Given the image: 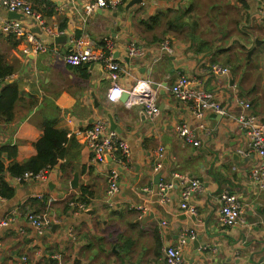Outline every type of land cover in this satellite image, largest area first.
Listing matches in <instances>:
<instances>
[{
  "label": "crops",
  "instance_id": "1",
  "mask_svg": "<svg viewBox=\"0 0 264 264\" xmlns=\"http://www.w3.org/2000/svg\"><path fill=\"white\" fill-rule=\"evenodd\" d=\"M24 1L37 16L21 17L24 35L16 36L1 30L12 20L0 0V69L10 72L0 80V93L11 84L16 90L10 121L0 119V149L10 146L15 151L3 153L1 161L9 167L34 157L35 143L46 125L63 132L66 140L46 182L20 183L4 176L13 194L0 196V217L16 207L23 213L48 209L55 222L43 235L22 218L2 229L0 264H16L22 257L27 264H56L57 254L63 264H166L164 249L170 246L179 247L184 264H264V189L252 177V170L261 164L255 154H238L245 140L236 123L241 112L238 99L250 101L252 112L264 123V70L259 68L264 58V0H142L131 6L120 4L116 10L96 9L86 17L83 6L94 0ZM43 26L58 29L65 33L58 36L67 38L55 43L57 36H48ZM206 33L215 40L204 38ZM32 39L46 43L48 51L33 52ZM70 39L111 55L121 67L119 85L124 90L149 81L144 90L157 106L152 119L139 106L125 107L129 95L125 102L106 101L112 83L102 63L64 64ZM197 39H206L207 46H199ZM165 42L170 52L162 49ZM130 43L138 44L143 55L127 60ZM237 62L240 66L234 68ZM214 63L226 67L227 74H211ZM255 63L261 79L250 70ZM179 76L201 81L226 113L208 112L196 120L190 106L169 92ZM138 90L132 95L136 97ZM108 117L129 146L128 159L106 155L103 164H95L80 134L96 119L105 122L106 133L112 132ZM199 122L204 130L195 128ZM179 123L194 127L198 146L178 138ZM160 148V168L154 172ZM123 160L119 195L114 207L108 208L106 174ZM76 173L78 187L72 189ZM159 173L161 181L176 173L200 182L201 191L190 199L195 215L180 208L185 183L174 182L166 203L145 190L156 185ZM80 188H85L87 204L75 214L69 202L81 195ZM222 193L233 194L242 206L233 226L219 219ZM132 204L144 205L145 214L138 218L129 209ZM185 230L195 237L180 245Z\"/></svg>",
  "mask_w": 264,
  "mask_h": 264
},
{
  "label": "built area",
  "instance_id": "2",
  "mask_svg": "<svg viewBox=\"0 0 264 264\" xmlns=\"http://www.w3.org/2000/svg\"><path fill=\"white\" fill-rule=\"evenodd\" d=\"M4 7L9 12H15L25 18L36 17L37 14L32 10L29 3L24 0H1ZM131 0H94L83 6L84 17L92 14L96 9H110L116 10L120 4L127 3ZM264 5V4H263ZM42 24V23H41ZM45 33L50 37H58V35L65 34L64 32L55 29L42 27ZM1 30L7 34H15L16 36H23V26L19 20H12L2 25ZM31 40V39H30ZM32 51L37 53H45L48 51V45L44 42L35 41L32 39ZM70 50L62 56L64 64L69 66H80L91 62H100L104 65L108 72V77L111 81V86L105 94V99L109 103H116L121 97L122 93L126 92L129 99L125 103L126 108L139 106L143 109V113L149 118L157 113V106L154 99L151 98L150 93L144 90L149 81H138L134 90L126 91L119 85V76L121 67L111 58V55H105L104 52H95L90 46L84 45L80 39H70ZM162 49L170 52L169 45L165 42ZM143 55L142 48L136 43H130L127 48L128 58H135ZM210 72L213 75L227 74L228 69L218 63L210 65ZM140 88V89H139ZM139 89V90H138ZM138 95L135 97L133 92ZM170 94L180 103L190 106L196 120H201L206 113H218L224 115L226 111L220 108L213 99L210 92L206 91L202 82L188 76H179L177 80L169 87ZM241 106V112L236 118V123L243 134L245 140V148L239 149L237 152L242 156L255 154L260 160V166L252 170V177L260 189H264V123L260 118L252 112V105L247 101L237 100ZM195 128L204 130L202 123H197ZM176 134L186 144L198 146L199 142L195 138V130L189 123H179L176 127ZM80 136L84 139V143L92 156V161L95 164H103L106 161V155L114 158L128 159L129 146L119 137L115 131L105 132V122L102 119H96L92 125L85 129ZM70 137V135H67ZM157 160L153 166V171L157 172L160 168V159L162 148L159 149ZM124 163V164H123ZM123 163L118 161L116 165L110 167L107 177L106 189V207L113 208L119 195V169L125 168L126 161ZM49 167H46L36 173L24 172L19 177H15L14 181L17 182H46L48 179ZM183 182L185 187L180 194V208L190 215H195L196 209L190 204V199L193 194L201 191L200 182L196 178L172 174L169 181L159 180L153 188L145 189L147 192H153L162 203L169 201V193L173 189L174 182ZM39 198H41L39 196ZM220 210L219 219L222 224L226 226L235 225L242 213V206L238 199L229 193H222L219 197ZM50 202V200H49ZM70 206L74 209V213L78 214L85 210L86 206L78 201H70ZM129 209L138 214V218L142 217L146 212L144 205L132 204ZM19 218L27 221L37 234H44L50 229L55 219L49 213L48 209L42 212L25 211L24 213L19 208H13L5 217H0V231L8 225L19 220ZM166 223L162 222V226ZM195 234L192 231L185 230L179 239V244H183L186 239H194ZM179 247H167L164 249V257L166 264H184L181 257ZM56 264H63L60 254L55 255ZM16 264H27V258L22 257ZM230 264H241L233 261Z\"/></svg>",
  "mask_w": 264,
  "mask_h": 264
},
{
  "label": "trees",
  "instance_id": "3",
  "mask_svg": "<svg viewBox=\"0 0 264 264\" xmlns=\"http://www.w3.org/2000/svg\"><path fill=\"white\" fill-rule=\"evenodd\" d=\"M9 74V71L0 69V80L4 79V77ZM3 89L0 93V119L2 118L5 122H8L12 117V113L10 111L12 108L11 105L16 99V90L12 84L5 86ZM65 140L66 135L63 132L56 131L51 128V126L46 125L43 128L42 136L35 143L36 155L22 165H12L9 167H6L1 161V155L5 152L13 155L15 149L14 147L3 146L0 149V196L10 198L13 194V189L9 187L4 180L5 175L15 178L19 177L24 172L36 173L46 167H54L57 165L58 159L62 157V144ZM79 191L81 195L77 197L75 201L86 205L87 201L84 197L86 193L85 188H80Z\"/></svg>",
  "mask_w": 264,
  "mask_h": 264
},
{
  "label": "water",
  "instance_id": "4",
  "mask_svg": "<svg viewBox=\"0 0 264 264\" xmlns=\"http://www.w3.org/2000/svg\"><path fill=\"white\" fill-rule=\"evenodd\" d=\"M141 2H142V0H131V1H129V6L134 5V4H139ZM21 17L22 16L20 14L15 13V12H9L8 13V19H10V20H19ZM66 38L67 37H65V36H58L54 39V42L55 43H57L58 41L63 42ZM255 44L258 45L259 44L258 41H256ZM251 52L252 51H249L248 55H250ZM128 59L129 58H127V60ZM127 98H128V94L126 92H124V93H122L119 100L122 102H125ZM108 119H109L108 121H109L110 131H116L117 128H116V125L114 124L112 118L108 117ZM160 177H161V173H159L155 176L154 184L158 183V180ZM70 186L72 187V189H77V187H78V174L77 173L74 175L73 180L70 182Z\"/></svg>",
  "mask_w": 264,
  "mask_h": 264
},
{
  "label": "rangeland",
  "instance_id": "5",
  "mask_svg": "<svg viewBox=\"0 0 264 264\" xmlns=\"http://www.w3.org/2000/svg\"><path fill=\"white\" fill-rule=\"evenodd\" d=\"M171 15V13H169V16ZM209 16H211L210 14H208V17ZM211 19H213L214 21L215 20H217V18H214V17H211ZM209 20V19H208ZM175 22H177L176 20H174ZM218 22V21H217ZM216 30H218L217 28H216ZM206 31H208V30H205V32ZM258 34V33H257ZM203 37L204 38H207L208 40H210V39H213L211 36H210V33H206V35H203ZM259 37V41H263V39L260 37V36H258ZM213 40H215V39H213ZM212 40V41H213ZM235 40V39H234ZM197 41H200V42H198V44H199V46H202V45H204V46H207L206 45V39H202V40H199V39H197ZM233 43H236V41L235 42H233ZM249 44V43H248ZM228 45H229V43H228ZM227 45V46H228ZM226 46V47H227ZM231 46V45H230ZM262 46V43L260 42V47ZM235 46H232V49L234 48ZM250 49V48H249ZM264 58H261L260 59V61H259V68H260V70H264V60H263ZM250 60H251V56H250ZM243 63H244V67H245V69H246V66L248 65L247 64V61H243ZM219 64V63H218ZM221 65V64H220ZM252 66H251V69L250 70H256L255 72H254V75L255 76H257V77H260V79H261V72H260V74L257 72L258 71V67H257V64L255 63V64H251ZM238 66H240V63L239 62H237L235 65H234V68L235 67H238ZM245 73V72H244ZM264 79V74H262V79H261V81ZM254 83H256V81H254ZM257 83H259V82H257ZM249 103H250V101H249ZM251 104V103H250ZM252 105V104H251Z\"/></svg>",
  "mask_w": 264,
  "mask_h": 264
}]
</instances>
